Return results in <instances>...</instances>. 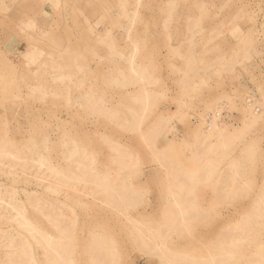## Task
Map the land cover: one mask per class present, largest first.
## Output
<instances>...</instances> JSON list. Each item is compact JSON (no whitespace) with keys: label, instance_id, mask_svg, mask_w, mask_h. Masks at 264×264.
<instances>
[{"label":"rangeland","instance_id":"374dc122","mask_svg":"<svg viewBox=\"0 0 264 264\" xmlns=\"http://www.w3.org/2000/svg\"><path fill=\"white\" fill-rule=\"evenodd\" d=\"M0 264H264V0H0Z\"/></svg>","mask_w":264,"mask_h":264},{"label":"built area","instance_id":"2783aa9c","mask_svg":"<svg viewBox=\"0 0 264 264\" xmlns=\"http://www.w3.org/2000/svg\"><path fill=\"white\" fill-rule=\"evenodd\" d=\"M246 102H247L248 104H251V98H247V99H246ZM255 110H258V108L255 107ZM217 115L219 116V113H217ZM209 116H210V118H211V117L213 116V114H210Z\"/></svg>","mask_w":264,"mask_h":264},{"label":"bare ground","instance_id":"6f19581e","mask_svg":"<svg viewBox=\"0 0 264 264\" xmlns=\"http://www.w3.org/2000/svg\"><path fill=\"white\" fill-rule=\"evenodd\" d=\"M214 116H218V115H217V112H215L211 118H213Z\"/></svg>","mask_w":264,"mask_h":264}]
</instances>
